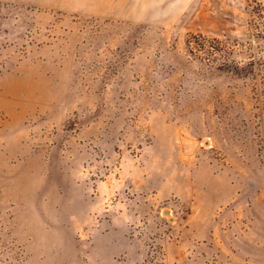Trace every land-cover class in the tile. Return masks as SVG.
Instances as JSON below:
<instances>
[{"label":"rangeland","instance_id":"1","mask_svg":"<svg viewBox=\"0 0 264 264\" xmlns=\"http://www.w3.org/2000/svg\"><path fill=\"white\" fill-rule=\"evenodd\" d=\"M28 161L66 198L0 199V264H264V0H0V182Z\"/></svg>","mask_w":264,"mask_h":264},{"label":"crops","instance_id":"2","mask_svg":"<svg viewBox=\"0 0 264 264\" xmlns=\"http://www.w3.org/2000/svg\"><path fill=\"white\" fill-rule=\"evenodd\" d=\"M42 93L46 94V91ZM15 154L13 153L11 156ZM7 159L8 156L6 155L5 160ZM24 163L27 164L22 169L21 175L16 168H13L7 162L5 163L4 171H7L8 175L5 183L0 182V199H2L5 207L10 206L17 214L28 216L37 213L36 207L46 209L48 205L52 204L50 201L53 198H59L60 201L66 198V192L61 191L57 187L47 189L45 186L47 183V172L44 166L38 168L37 174H32V170L29 168L30 162ZM42 175L44 176L40 179ZM35 176L38 177V180L40 179L38 182L34 180ZM38 203L40 204L39 206H37ZM39 213H42V211L39 210ZM185 253L183 252L177 255L168 250L167 264H180L182 261H187L186 258L190 263L196 264L194 263L196 261L195 258L190 260Z\"/></svg>","mask_w":264,"mask_h":264}]
</instances>
